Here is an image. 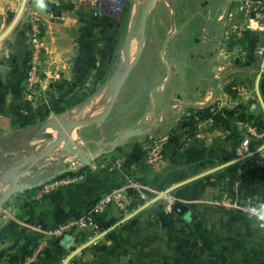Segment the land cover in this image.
<instances>
[{"label":"crops","instance_id":"obj_1","mask_svg":"<svg viewBox=\"0 0 264 264\" xmlns=\"http://www.w3.org/2000/svg\"><path fill=\"white\" fill-rule=\"evenodd\" d=\"M21 1L0 0V35L15 18ZM38 1L30 0L15 28L0 42L7 49L0 64V103L4 105L0 139L13 135L6 134L12 120L28 117L22 109L23 98L37 106L32 109L35 113L40 112L39 106L46 110L52 103L64 105V111L99 90L119 57L113 50L111 57L107 54L111 40L104 34V27L114 19L108 12L113 1L45 0V13L36 8ZM126 1L127 5L134 3ZM197 4L203 5L198 13L209 19L201 17L199 23L186 25L183 44L199 25L202 41L213 54L210 61L203 56L197 59L187 81L189 92L202 73L201 87L188 104L202 112L192 129L177 131L179 141L167 143L158 164L148 163L140 146L123 153L130 141L88 165L72 157V165L67 166L64 154L63 162L57 159L48 169L29 170L22 180L30 184L44 181L42 176L49 170L57 177L76 180L61 184L33 206L28 205L25 189L0 207V264L25 259L39 244L43 255L36 264H264V229L255 211L264 213V52L260 51L264 29L240 51L234 30L244 23L243 0H197ZM168 5L175 4L173 0L155 1L148 16L145 46L133 71L146 54L151 58L147 70L152 64L158 43L155 32L160 40L168 32L160 17ZM219 5L224 8L220 10ZM94 11L99 13L94 15ZM33 14L44 19L46 48L43 83L35 95L25 82ZM216 16L221 22H214ZM184 19L180 15L178 26ZM125 23L129 24L128 18ZM167 133L169 129L160 135L166 134L168 141ZM246 137L251 147L243 155L240 146ZM137 140H143L145 143H139L143 146L148 143ZM11 177L12 173L0 175V191L10 186ZM160 191L164 196L176 194L178 207L171 210L167 204L165 209L158 208L162 207L158 202L167 203ZM106 194L112 196V202L93 223L66 232L75 238L71 247L62 244L66 233L62 237L50 233ZM223 229L226 239L219 236ZM155 235L163 236L155 239Z\"/></svg>","mask_w":264,"mask_h":264},{"label":"flooded vegetation","instance_id":"obj_2","mask_svg":"<svg viewBox=\"0 0 264 264\" xmlns=\"http://www.w3.org/2000/svg\"><path fill=\"white\" fill-rule=\"evenodd\" d=\"M153 6L150 9L149 15L153 13ZM168 8L170 15L168 32L164 38L160 40L159 34L156 33V30L155 35L158 39V43L155 46L156 49L152 56V64L146 71L147 74L144 76V80L139 83L140 87L138 91L131 94V96H128L129 99L119 106L118 101L126 86L124 87L115 107L104 122V131L96 130L92 125L79 129L85 139L93 141V143L84 145L85 150H108L112 147L111 143L117 137L120 130L133 127L138 123L139 125L137 127L142 128L143 132L134 136L130 141L143 139L147 136H151V138L154 139L168 129L170 133L182 119L184 110L186 109L183 107L191 103L195 94L198 93V90L201 87L200 77L202 73L199 74L197 80H194V84H192L191 89L189 88V92H187L188 88L186 87L187 81L189 76L191 78L193 74V66L197 59L200 56H203L204 59L207 58V60L210 61L212 57H209L213 54V49L206 48L207 44L202 41V39H204V37H202L203 30L199 32V25L196 24L194 27H196L197 30L189 33L187 36L189 41H185L186 43L184 45V28L188 24H193V22L199 23L201 17L206 21H208L207 19L209 18L198 13L199 17L198 19H195V15L191 13L185 17L182 21V25L178 26L181 22V20H179L180 16L178 17L180 14L177 15V10L173 5H168ZM127 11L129 24H126L124 38L129 30L130 22L134 14V5H130ZM214 22H221L219 21L218 16L215 17ZM209 25L212 26V24ZM123 43L124 39L121 45L119 44V49H117V55L119 54V57L122 55ZM118 59H116L117 61L115 60L113 64L112 70L114 71L119 65L120 59L119 61ZM209 61H207V64H209ZM75 105H72L71 107ZM61 112H63V110L56 113ZM123 117L126 118L124 122L114 124L115 121H118ZM101 131H103V133Z\"/></svg>","mask_w":264,"mask_h":264},{"label":"water","instance_id":"obj_3","mask_svg":"<svg viewBox=\"0 0 264 264\" xmlns=\"http://www.w3.org/2000/svg\"><path fill=\"white\" fill-rule=\"evenodd\" d=\"M155 1L156 0H134V14L130 22L129 30L124 38L122 55L118 67L99 90L94 91L89 97L75 106L69 109L67 108L65 111L53 113L51 118L42 125L40 128L41 130L54 128L56 131L54 140L47 147L24 156L15 166L12 172L10 186L0 191V207L15 193L28 188H38L42 185L43 180L37 184H30L23 181L22 177L40 161L54 153L61 144L64 143L65 150L61 151L60 154H76L82 164L88 165L98 156L115 150L128 143L134 136L143 132L142 128L137 127L139 125L138 123L133 127L120 130L117 137L111 143L112 147L108 150L87 151L84 149V145L93 143V141L85 139L79 129L92 125V127H98L99 131H104L105 120L115 107L130 74L141 58L147 37L148 15ZM28 3L29 0L21 1L15 18L0 35V42L15 28L23 16ZM36 8L40 12L45 13V0H39L36 4ZM183 108L196 109L191 105H186ZM103 131L101 132L103 133ZM53 136L54 134H49V137ZM162 136L164 135L155 138H161ZM150 138L151 136H147L143 139L150 140ZM55 176V174H52L46 179H53ZM178 205L179 204L176 203L174 208L176 209ZM74 242L75 238L70 233H66L63 236L62 244L66 247H71Z\"/></svg>","mask_w":264,"mask_h":264},{"label":"rangeland","instance_id":"obj_4","mask_svg":"<svg viewBox=\"0 0 264 264\" xmlns=\"http://www.w3.org/2000/svg\"><path fill=\"white\" fill-rule=\"evenodd\" d=\"M29 4H30V0H29L28 5ZM127 4H128V2L125 0L123 6L120 7L119 9H117L115 11L112 10V12H110L108 10V12L111 13L109 17H111V18L114 17V19L111 20L112 24L106 25L104 27V30H106V32L104 33L106 36V40H107V38H108V40H111V42H109L110 44L108 45V47H112V49L107 48V50H106L107 52H109V53H107L108 55L112 54L113 51L115 53H117L118 47H117L116 43L118 41L120 43L123 42L122 39H123V36L125 34V28H126L125 22H126V18H128L127 10L130 6ZM173 4H175L173 6L177 10L176 11L177 15L180 14V15H182V16L184 15L186 17L187 15H190L191 13H193V15H195V19H198V17H199L198 12L200 10H202V8H203V5L197 4V0H173ZM113 7L115 8L116 5H113ZM222 8H224V6L221 7L219 5V9L222 10ZM162 11L163 10L160 11V13H161L160 17L164 19V21H162V24L164 26L166 25V27L168 28L169 24H170L169 9L168 8L166 9L165 14H163ZM242 12H243V10H242ZM180 15H178V17ZM226 15H227V12H226ZM238 17L241 18V12L239 11V9H238ZM242 18H243V16H242ZM111 21H108V22H111ZM227 31H228L227 26H225V23H223V36H226ZM230 35L231 34L229 32V36ZM227 41L228 40L223 42V44H225L224 50L228 46ZM14 48H16V47H14ZM115 49H116V51H115ZM256 49H258V48H256ZM6 50H7L6 47H3V44H0V64L2 63V61H4V59L2 57L5 54ZM111 50H113V51H111ZM109 57H111V56L109 55ZM150 62H151V58L148 57V54H146L145 58L142 61V64L139 65L138 68H136L133 71V73L131 74V76L127 82L126 88H125L122 96L120 97V99L118 101L119 106L122 105L123 103H125L129 99L128 96H131V94L138 91V89L140 87L139 83L144 80L143 78L147 74L146 73L147 66L149 65ZM48 86H49V84H48ZM46 90H49V87ZM29 92H31V94H34V95L37 94L36 91H29ZM61 92H63V91L62 90L57 91V93H60V94H61ZM85 92H87V90ZM62 94H64V93H62ZM22 100L26 102V104L23 103L24 107H22V109H23V112L25 111V113H26V115H28V117L21 116V117H23L22 119L17 118V120H15V121L12 120L11 127L6 131V134L13 133V135L12 136H10V135L6 136L5 139L4 138L0 139V143H1V147H0V175L1 176L8 174V173H12L15 166L21 161V159L24 156L31 154L37 150H40V149L47 147L54 140V138L56 136V131L54 130V128H49L46 130H41L40 128L42 127V125L47 120H49L51 118V115L53 113H56V112H58L64 108V105H62V104L55 106L52 103L51 105H49V107L46 110L44 109V107L41 108V106H39L40 112L35 113L32 111V109H34V107H37V106L34 104H30L32 100L30 98H23ZM0 112H4V105L1 103H0ZM2 116H3L2 113H0V117H2ZM14 116H16V115H14ZM0 119H2V118H0ZM125 119L126 118L123 117L122 119L115 121L114 124L124 122ZM50 133L54 134V136L49 137ZM167 134H169V133H167ZM164 138L167 141L166 134H164V136H162L160 139L154 138V139H151L150 141L147 140L148 143H146L145 146L139 144V143L143 142V140H134V141L130 142V144L126 146L127 148L125 150H122V152L124 153V152L128 151L127 149L129 147L137 148L140 146V147H142L141 151L142 152L144 151L143 153H144L145 157L147 158L149 145L155 141L159 142ZM31 139L33 142H32V144H29L28 141ZM143 143H145V142H143ZM64 150H65V147H64V143H63L57 148V150L54 153L48 155L45 159L40 161L32 169L34 171L40 172V171L48 169L50 166H52V163H55L54 161H56L57 159H58L59 163L63 162L62 154H60V153H61V151H64ZM115 154L118 155L119 152H115ZM65 156H66L65 165H67V166L72 165V157H73V159H74V157H77L76 154H65ZM111 158H112V156H111ZM113 158H114V156H113ZM50 171L51 170L44 172V175L42 176L44 178V180L47 177L52 175ZM160 192L162 194V191H160ZM164 195L165 194H162L161 197H164L167 200V203H162L161 201L158 202L157 205L162 206V207L159 206L158 208H164L165 209L167 204H168L169 209L172 210L175 203L177 202L176 194L167 193L166 196H164ZM168 200H169V203H168ZM170 201H172V204L170 203ZM223 221L225 222L224 219H223ZM162 236L155 235V239L157 237L159 238ZM219 236L222 237L223 239H226V237L228 238L227 231L225 229H223L222 231H220ZM224 243H226V242H224ZM240 257L242 258V256H240Z\"/></svg>","mask_w":264,"mask_h":264},{"label":"built area","instance_id":"obj_5","mask_svg":"<svg viewBox=\"0 0 264 264\" xmlns=\"http://www.w3.org/2000/svg\"><path fill=\"white\" fill-rule=\"evenodd\" d=\"M116 7L113 11L123 6L125 0H111ZM244 23L235 26V40L238 42L240 51L248 46L250 39H255L264 29V0H243L242 4ZM111 10V12H112ZM94 15L99 12L94 11ZM45 23L40 14H33L30 18V33H29V54L26 61L27 68L25 74L26 89L29 91H37L43 83V65L46 59V48L44 44ZM261 53L264 52V47L260 49ZM193 114L187 108L184 110V115L189 117ZM198 117L195 118L197 120ZM160 139V138H159ZM167 147L166 139L155 141L149 145L147 161L150 164H158L164 158L165 148ZM251 140L249 137L243 138L241 141L240 152L246 155L250 152ZM76 178L71 176L57 177L53 179H45L42 185L35 191L34 195L29 199L30 201H40L46 195L51 193L61 184H70ZM32 189V188H28ZM112 202L110 194L103 195L95 201L87 211L83 212L79 217L70 218L57 227L50 229V233L57 237H62L72 227L77 226L84 228L94 222L95 216L98 213L105 211ZM120 204V203H119ZM121 205V204H120ZM261 216L260 225L264 229V213L259 209L255 210ZM43 255L42 245L38 247L24 259L21 264H36Z\"/></svg>","mask_w":264,"mask_h":264},{"label":"trees","instance_id":"obj_6","mask_svg":"<svg viewBox=\"0 0 264 264\" xmlns=\"http://www.w3.org/2000/svg\"><path fill=\"white\" fill-rule=\"evenodd\" d=\"M213 105H210L204 109H209L211 108ZM188 110L192 111L193 114L189 117L183 115L182 119L180 120V122L178 123V125L172 129V131L169 133V137H168V144H175L179 141L181 134H177V131L179 129H184L183 131H190V129H192L193 127V123L196 121L195 118L199 117V115L202 113L201 111L197 110V109H193V108H187ZM62 110V109H61ZM60 110V111H61ZM116 150V149H115ZM37 189L36 188H32V189H28L27 190V195H28V205H35L37 204L39 201H30L29 199L34 195L35 191ZM24 261V259H20L18 261H16L14 264H21Z\"/></svg>","mask_w":264,"mask_h":264}]
</instances>
